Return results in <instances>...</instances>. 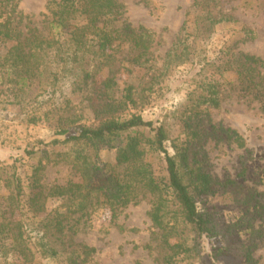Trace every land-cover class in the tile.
I'll return each instance as SVG.
<instances>
[{
    "label": "rangeland",
    "instance_id": "obj_1",
    "mask_svg": "<svg viewBox=\"0 0 264 264\" xmlns=\"http://www.w3.org/2000/svg\"><path fill=\"white\" fill-rule=\"evenodd\" d=\"M50 1L20 0L6 10L14 12L19 30L36 27L48 34ZM121 1L126 13L115 22L116 28L127 22L155 34L149 64L161 68L174 43L182 40L168 72L154 81L156 70L134 65L130 44L124 40L108 50L112 59L107 55L98 59L96 43L90 41L88 56L78 62L63 39L66 35L58 36L35 76L25 81L4 59L12 43L0 44V264H163L166 251L152 238L150 197L113 215L103 198L97 206L89 202L84 211H77L78 199L48 195L53 186L80 179L69 162L46 161L59 150L75 154L76 149L41 142L61 129L75 134L96 126L111 114L122 119L137 114L155 126L165 124L170 133L168 152L176 153L175 143L187 153L192 176L186 175V182L198 208L219 228H230L226 237L197 238L179 219L172 242L185 243L193 251L177 255L176 264H264V110L254 94L241 91L236 71L223 65L246 55L264 60V0ZM225 17L232 19L213 24ZM108 60L113 67L104 64ZM260 71L264 74V68ZM108 76L116 80L113 89L105 87ZM206 78L222 84V104L201 108L186 129L184 118L191 113L188 96ZM128 86H134L137 104L120 106ZM233 131L245 140V147H240ZM136 132L147 137L155 133L147 128L130 134ZM128 135L103 144L97 165L115 164L117 148ZM34 148L36 154L26 153ZM145 158L155 176L166 182L164 154L147 147ZM40 163L46 169L37 174ZM202 173L211 179L206 192H199L196 185ZM15 177L23 187L19 196L5 184ZM100 177L97 182L106 179ZM171 209H176L174 202ZM63 219L69 222L64 232L59 226ZM78 244L95 249L86 262L85 255H77ZM147 244L151 247L145 248ZM226 246H231L230 253L217 254ZM246 250L251 252L250 262Z\"/></svg>",
    "mask_w": 264,
    "mask_h": 264
},
{
    "label": "trees",
    "instance_id": "obj_2",
    "mask_svg": "<svg viewBox=\"0 0 264 264\" xmlns=\"http://www.w3.org/2000/svg\"><path fill=\"white\" fill-rule=\"evenodd\" d=\"M18 1L20 0H0V44L12 43L4 59L9 61L11 71L20 81L35 76L40 69L41 58L46 55L51 43L57 41L55 38L58 36L66 35L63 39L72 46L73 55L78 62L88 56L90 41L96 43L94 55L98 59L105 55L112 59L113 55L108 54V50L113 48L117 41H127L132 50L131 62L139 67L156 70L157 74L153 75L152 81L168 72L171 59L178 54L177 51L182 43L181 39L174 43L162 67L157 68L155 64H149L152 61L150 50L155 41V34L152 31L144 26L133 27L127 22H123L119 28L115 27V22L126 13L125 4L121 0H51L48 5V34L41 33L36 27L28 31L18 29L14 12L6 10L9 4ZM231 19L230 17L217 18L213 20V24ZM185 35L188 33L185 32ZM91 61H93L92 58ZM104 64L110 68L113 67L109 60ZM223 65L236 71L241 91L245 90L254 94V97L262 102L261 107L264 110V74L260 71L264 68V60L253 55H246L244 59L226 61ZM202 80L188 96L187 108L191 113L184 118L186 129L191 127L190 120L201 112V108L204 106L206 109L219 108L222 104L220 89L222 84L213 78ZM104 83L107 89H113L116 80L108 76ZM134 93V86H128L120 106L136 105ZM112 105L114 104H107V106ZM147 128L155 132L153 136L147 137L139 132L135 135L130 134ZM231 133L240 147H245V140L237 132ZM124 134L129 135L126 143L117 148L116 163L104 165V167L98 166L100 147L103 144H111ZM168 141H170V133L165 124L155 126L153 121L145 120L142 115L137 114L125 119L111 114L96 126L83 127L75 134H71L68 129L58 130L53 138L47 142H41L40 145L54 148L69 146L70 150L76 149V151L75 154H70L69 151L59 150L54 158L47 157V164L69 162L76 168L80 180L53 186L48 195L71 196L73 200L78 199L77 211H84L89 202L92 207L97 206L103 198L104 204L109 206L113 215H116L121 208L138 204L145 197H150L149 217L155 228L152 238L166 251L163 264H176L177 255L191 254L193 251V248L185 243L172 242L177 233L179 219L190 227L197 238L220 234L226 237L230 228H219L210 218V214L198 208L186 182V175L192 176V172L188 169L187 153L181 151L178 144L174 143L176 153L171 155L166 146ZM147 147L164 154L168 172L166 182L155 176L150 163L146 161ZM36 152L34 148L27 150L26 153L32 155ZM50 153L53 154V152ZM45 169L46 165L40 163L36 173ZM245 170L246 168L243 173ZM100 176H106V179H100L97 182ZM5 184L14 187L13 190H16L17 196L22 194L20 178H7ZM196 185L199 192H206L211 185V179L206 174H199ZM36 198L35 196L32 201L36 202ZM173 202L176 209H171ZM171 219H175L174 222H171ZM68 224L69 222L64 219L61 220L60 230L64 232ZM150 247V244L145 246V248ZM230 249L231 246H226L224 251L220 248L217 254L230 253ZM76 251L79 252L77 255H85L83 262H86L95 249L78 244ZM245 257L247 261H252L250 250H246Z\"/></svg>",
    "mask_w": 264,
    "mask_h": 264
}]
</instances>
